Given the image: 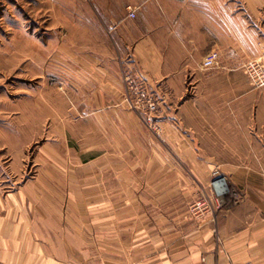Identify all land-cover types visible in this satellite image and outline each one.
Here are the masks:
<instances>
[{"label":"crops","instance_id":"crops-1","mask_svg":"<svg viewBox=\"0 0 264 264\" xmlns=\"http://www.w3.org/2000/svg\"><path fill=\"white\" fill-rule=\"evenodd\" d=\"M242 1L21 0L40 17L24 21L28 39L14 56L64 58L77 107L56 117L92 126L84 134L110 145L99 139L95 150L109 149L99 157L53 156L32 176L0 180V264H264V165L216 160L259 153L247 139L264 135V90L243 71L264 58V0ZM213 51L219 64L207 70ZM126 82L182 101L160 104L173 113L159 122L167 136L151 138L135 121ZM245 101L258 136L246 134ZM220 102L230 115L215 114ZM44 110L51 120L50 102ZM215 172L243 199L193 220L188 205Z\"/></svg>","mask_w":264,"mask_h":264},{"label":"rangeland","instance_id":"rangeland-1","mask_svg":"<svg viewBox=\"0 0 264 264\" xmlns=\"http://www.w3.org/2000/svg\"><path fill=\"white\" fill-rule=\"evenodd\" d=\"M235 1L238 7L242 6V0ZM39 17L36 9L31 11L22 8L21 0H0V180L17 176L20 170L30 174L29 172L35 165L51 160L53 156L55 160H73L81 163L99 157L102 152L109 150L102 149V147L95 150V143L100 142L99 139L103 140V148L110 145V142L105 144L108 140L106 134H101V136L100 134H84L86 129L92 130L93 127L86 124L78 125L76 119L66 120L56 117V112L67 113L75 111L77 107L75 88L72 81L70 82L72 77L69 78L73 71H65L62 68L64 58L52 55L50 57L38 56L34 59L14 56L15 53L22 51L25 40L28 39L26 27L23 25L24 21H32L33 24L35 20H39ZM37 44H40L39 40ZM37 52L39 53V50ZM258 59L264 60V58L247 60L243 65V71L253 89L264 90V87L254 86L245 71L247 63ZM124 94L126 95L125 101L134 110L135 121L143 124L151 138L158 140L162 136H167L159 122L170 119L173 113L171 109L162 112L159 107L160 104L168 106L173 101L175 102L174 107L177 108V104L182 102L177 96L171 98L156 96L150 86L127 82L124 83ZM209 100L213 101L210 97ZM49 102L51 113H54L51 120H49L50 115H45V110L43 111V108H48ZM149 102L156 105L158 109L156 112L147 109ZM217 106L219 110L217 109L215 114L219 112L220 115L227 116L232 113V107L228 108L225 103L220 102ZM204 112L210 117L213 110L206 107ZM241 112L247 121L246 134L258 136L253 121L248 122L253 119V115L257 114L256 106L245 101L244 112L243 110ZM181 118L187 122L188 109L182 112ZM260 128L264 133V126ZM47 143L54 146L53 152L47 149ZM247 143L248 147L259 150V153L231 158L218 157L216 160L228 166L236 163L264 165V135L261 139L260 137L248 138ZM169 148L167 146L168 150ZM206 188L201 191L199 198L191 200L188 205L189 217L193 220L195 219L189 209L203 196ZM232 188L243 199L240 189L234 186ZM230 201L233 200L230 199ZM222 209L223 207L215 208L214 213H219Z\"/></svg>","mask_w":264,"mask_h":264},{"label":"built area","instance_id":"built-area-1","mask_svg":"<svg viewBox=\"0 0 264 264\" xmlns=\"http://www.w3.org/2000/svg\"><path fill=\"white\" fill-rule=\"evenodd\" d=\"M129 17L135 18L136 12L133 8H129ZM220 54L213 51L207 54L203 60V67L207 70L215 68L219 64ZM245 71L250 76L252 84L256 87H264V60L258 59L251 61L245 65ZM151 112H156L155 104L150 103L146 106ZM210 183L204 191L203 196L198 199L190 207L192 217L197 221H202L206 217L214 214L215 208L226 206L230 199L233 201H240L241 196L232 188L229 179L220 172H215ZM245 264H253L245 263Z\"/></svg>","mask_w":264,"mask_h":264}]
</instances>
